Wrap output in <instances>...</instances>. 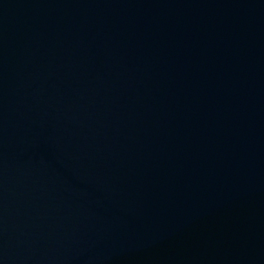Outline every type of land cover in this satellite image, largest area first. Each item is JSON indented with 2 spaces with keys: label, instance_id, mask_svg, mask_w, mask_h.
I'll list each match as a JSON object with an SVG mask.
<instances>
[{
  "label": "water",
  "instance_id": "1",
  "mask_svg": "<svg viewBox=\"0 0 264 264\" xmlns=\"http://www.w3.org/2000/svg\"><path fill=\"white\" fill-rule=\"evenodd\" d=\"M0 264H264V0H0Z\"/></svg>",
  "mask_w": 264,
  "mask_h": 264
}]
</instances>
